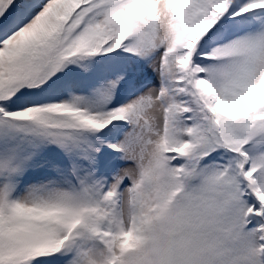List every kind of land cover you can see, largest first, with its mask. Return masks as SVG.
Wrapping results in <instances>:
<instances>
[{
    "label": "snow or ice",
    "instance_id": "6c2138e0",
    "mask_svg": "<svg viewBox=\"0 0 264 264\" xmlns=\"http://www.w3.org/2000/svg\"><path fill=\"white\" fill-rule=\"evenodd\" d=\"M0 264H264V0H0Z\"/></svg>",
    "mask_w": 264,
    "mask_h": 264
}]
</instances>
